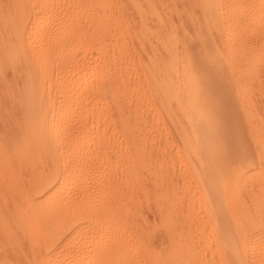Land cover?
<instances>
[{
  "label": "bare ground",
  "instance_id": "1",
  "mask_svg": "<svg viewBox=\"0 0 264 264\" xmlns=\"http://www.w3.org/2000/svg\"><path fill=\"white\" fill-rule=\"evenodd\" d=\"M261 106L264 0H0V264H264Z\"/></svg>",
  "mask_w": 264,
  "mask_h": 264
},
{
  "label": "rangeland",
  "instance_id": "2",
  "mask_svg": "<svg viewBox=\"0 0 264 264\" xmlns=\"http://www.w3.org/2000/svg\"><path fill=\"white\" fill-rule=\"evenodd\" d=\"M261 107V113L262 116H264V106ZM123 169H126L125 166H123ZM135 205L143 216L142 220L139 221L137 228L142 231L146 225L149 227L152 226L155 221L153 219L152 211H149L151 207L147 204V200L145 198H142L141 195H137L135 198Z\"/></svg>",
  "mask_w": 264,
  "mask_h": 264
}]
</instances>
